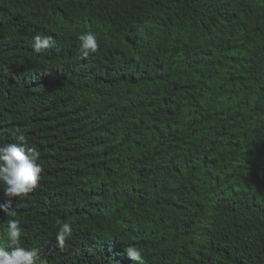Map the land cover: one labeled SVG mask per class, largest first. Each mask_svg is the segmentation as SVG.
<instances>
[{"label":"trees","instance_id":"16d2710c","mask_svg":"<svg viewBox=\"0 0 264 264\" xmlns=\"http://www.w3.org/2000/svg\"><path fill=\"white\" fill-rule=\"evenodd\" d=\"M16 128L42 171L0 204L47 264L127 241L145 264H264V0H0V145Z\"/></svg>","mask_w":264,"mask_h":264},{"label":"clouds","instance_id":"9594fccd","mask_svg":"<svg viewBox=\"0 0 264 264\" xmlns=\"http://www.w3.org/2000/svg\"><path fill=\"white\" fill-rule=\"evenodd\" d=\"M80 41V59H87L90 53L98 49L97 36L93 32H84L78 37ZM56 41L50 35L37 33L32 38V48L35 53L41 54L49 48H54ZM13 142L0 145V190L9 198H20L34 191L40 179L42 168L38 163L40 152L30 147L28 139L20 128L13 133ZM3 211L10 219L3 228L2 238L5 242L0 243V264H47L38 248H25L21 245L22 225L18 219H11L16 212L8 204H0ZM57 245L64 247L66 239L72 233L69 222H56ZM110 264H145L140 249L127 241L122 250L121 257L113 254Z\"/></svg>","mask_w":264,"mask_h":264}]
</instances>
